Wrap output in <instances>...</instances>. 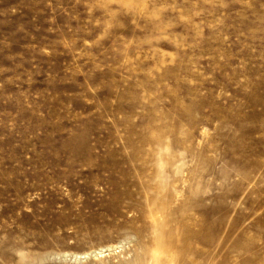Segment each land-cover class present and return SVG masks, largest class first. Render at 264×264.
Here are the masks:
<instances>
[{"label":"rangeland","instance_id":"obj_1","mask_svg":"<svg viewBox=\"0 0 264 264\" xmlns=\"http://www.w3.org/2000/svg\"><path fill=\"white\" fill-rule=\"evenodd\" d=\"M0 264H264V0H0Z\"/></svg>","mask_w":264,"mask_h":264},{"label":"bare ground","instance_id":"obj_2","mask_svg":"<svg viewBox=\"0 0 264 264\" xmlns=\"http://www.w3.org/2000/svg\"><path fill=\"white\" fill-rule=\"evenodd\" d=\"M100 252H102V251H100ZM86 254H82L81 256H85Z\"/></svg>","mask_w":264,"mask_h":264},{"label":"water","instance_id":"obj_3","mask_svg":"<svg viewBox=\"0 0 264 264\" xmlns=\"http://www.w3.org/2000/svg\"><path fill=\"white\" fill-rule=\"evenodd\" d=\"M82 258H86V257L83 256Z\"/></svg>","mask_w":264,"mask_h":264}]
</instances>
